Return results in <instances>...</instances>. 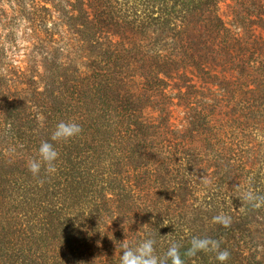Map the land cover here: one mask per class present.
<instances>
[{"label":"trees","instance_id":"obj_1","mask_svg":"<svg viewBox=\"0 0 264 264\" xmlns=\"http://www.w3.org/2000/svg\"><path fill=\"white\" fill-rule=\"evenodd\" d=\"M61 121L82 132L52 141ZM254 131L264 0H0V264H120L145 239L244 264Z\"/></svg>","mask_w":264,"mask_h":264},{"label":"clouds","instance_id":"obj_2","mask_svg":"<svg viewBox=\"0 0 264 264\" xmlns=\"http://www.w3.org/2000/svg\"><path fill=\"white\" fill-rule=\"evenodd\" d=\"M45 117L40 115L38 121L41 126ZM82 132V128L75 122H59L55 130L51 134L52 141L69 140ZM40 159H29L27 161L28 170L33 175H38L42 164L46 166V170L49 172L55 171L54 162L58 158V152L54 148L53 144L48 141H43L38 149ZM247 198L251 199V194H248ZM213 222L221 224L223 227H229L231 223L230 217L223 214L213 217ZM191 246L187 250V256H195L198 252H217L216 259L221 262H225L229 259L230 253L227 250H219V242L209 237L199 238L194 237L191 242ZM155 241L152 239H145L140 242L136 247H129L124 244V250L120 256V264H168L170 259L171 264H184L179 252L180 245L172 243L168 248L163 258L158 257L155 254Z\"/></svg>","mask_w":264,"mask_h":264},{"label":"rangeland","instance_id":"obj_3","mask_svg":"<svg viewBox=\"0 0 264 264\" xmlns=\"http://www.w3.org/2000/svg\"><path fill=\"white\" fill-rule=\"evenodd\" d=\"M224 12L226 13L228 10L224 9ZM227 21L231 23L232 20L229 18ZM254 132L256 134L253 135L254 140L252 142L256 152V158L253 160V168L255 171L253 170L250 175L252 178L251 185H245L242 194L253 193L254 195L256 192L262 194L252 201L247 200L245 202V204L251 205L254 201L257 206L256 208H250L248 211V219H246L249 221V225L243 245V257L247 258L243 260L244 264H247L249 261L251 263L259 262L264 264V203L262 201L264 198V133ZM240 209L244 211L243 208ZM244 215H246V212H244Z\"/></svg>","mask_w":264,"mask_h":264}]
</instances>
